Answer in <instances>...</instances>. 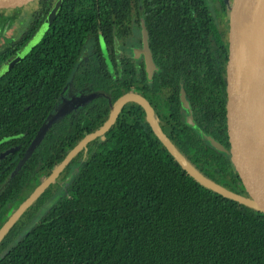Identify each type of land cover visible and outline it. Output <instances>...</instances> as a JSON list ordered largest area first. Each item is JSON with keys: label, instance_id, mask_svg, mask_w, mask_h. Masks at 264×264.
I'll return each instance as SVG.
<instances>
[{"label": "trees", "instance_id": "trees-1", "mask_svg": "<svg viewBox=\"0 0 264 264\" xmlns=\"http://www.w3.org/2000/svg\"><path fill=\"white\" fill-rule=\"evenodd\" d=\"M217 1L224 5L225 23L222 36L215 30L210 49L218 54L225 86L230 16L227 0ZM207 4L63 0L42 39L23 57L49 9L32 15L19 39L0 48V67L18 59L0 76V140L20 135L0 145V154L17 147L0 158V229L68 153L104 125L112 104L137 91L135 63H128L129 75L121 72L125 63L117 68L112 61L115 74L108 70L99 52L100 31L113 43L124 29L112 24L127 22L131 6ZM150 32L165 71L175 62L195 64L163 58L172 55L177 40L164 29L159 38ZM67 87L72 97L86 99L60 111ZM0 264H264V214L203 185L166 149L143 140L137 103L129 101L110 129L80 150L8 229L0 242Z\"/></svg>", "mask_w": 264, "mask_h": 264}, {"label": "flooded vegetation", "instance_id": "flooded-vegetation-1", "mask_svg": "<svg viewBox=\"0 0 264 264\" xmlns=\"http://www.w3.org/2000/svg\"><path fill=\"white\" fill-rule=\"evenodd\" d=\"M206 1L208 4L200 7L154 5L128 7L126 13L130 12V15L127 16V22L112 24V26L117 25L124 29L123 33L114 34L113 43L100 31L99 52L106 61L101 42L103 39L111 60L117 63V68H119V63H125L124 68H121L122 74L125 75L131 73L128 63H135L139 71L136 93L141 100L136 103L143 140L148 139L153 144L166 149L176 159L174 153L161 137L167 138L182 158L197 172L234 193L244 195L226 150L224 131L225 86L222 84L223 81L221 83V72L217 70L218 54L210 49L214 43L215 30L220 36L223 35L225 8L217 0ZM230 1H226L227 13ZM62 2L63 0H56L52 5L45 8L49 9L47 18L53 9H56L55 13L57 12ZM165 10L170 12L168 18L166 15L160 14L161 11ZM149 11H153V13ZM34 14L28 15L31 21L27 28L32 24L34 17L32 15ZM15 19L0 18V21L10 22ZM164 19L169 20L167 24L162 25L161 20L164 21ZM151 25L152 29L149 27ZM161 25L164 28H160ZM145 27L148 31L153 61L158 67L153 71L151 79L148 77L146 67ZM162 29L169 32L168 38L177 40V47L172 55L165 54L163 58H172L174 61L194 59L195 64L192 65L189 61H185V63L175 62L170 71L164 70L159 62L162 57H159V54L155 53L151 46L150 32L152 30L159 38L160 32L158 30ZM15 31V35L8 43H15L19 39V35L22 34L18 29ZM110 34L108 32V37ZM4 45L0 43V48ZM85 51H88V47L85 48ZM15 58L10 61L15 60ZM205 59L206 61L203 62ZM108 70L110 71L109 67ZM110 72L112 73V71ZM145 79L154 83L147 85ZM67 90L68 87L65 91L66 98L70 99L72 96ZM73 108L74 106H70L66 110ZM204 157L208 159H204ZM226 159L229 162V168H227ZM223 165L227 168L226 172L222 168ZM231 171L238 184L233 181L230 175ZM200 182L208 186L204 182ZM11 209L14 210L15 205ZM41 210L38 211L34 221L38 219Z\"/></svg>", "mask_w": 264, "mask_h": 264}, {"label": "water", "instance_id": "water-1", "mask_svg": "<svg viewBox=\"0 0 264 264\" xmlns=\"http://www.w3.org/2000/svg\"><path fill=\"white\" fill-rule=\"evenodd\" d=\"M56 0H0V18H21L52 5ZM56 9H53L22 53V57L42 39ZM144 26L145 23L143 22ZM229 50L225 65L224 131L226 150L233 172L244 195L234 193L193 169L167 138L166 145L182 166L195 178L217 192L252 206L264 214V0H238L230 16ZM103 52L110 71L115 74L104 40ZM144 49L147 54L146 67L149 79L158 69L151 54L148 31L144 28ZM119 67L121 64L119 63ZM136 92H127L113 104L104 125L86 135L64 158V160L34 189L26 200L13 212L0 229V242L8 229L25 210L57 179L71 159L87 144L103 135L117 120L122 108L129 101H140ZM148 110H151L146 103ZM20 135L0 140V145ZM17 147L1 152L0 158L15 152Z\"/></svg>", "mask_w": 264, "mask_h": 264}, {"label": "rangeland", "instance_id": "rangeland-1", "mask_svg": "<svg viewBox=\"0 0 264 264\" xmlns=\"http://www.w3.org/2000/svg\"><path fill=\"white\" fill-rule=\"evenodd\" d=\"M238 0H232L229 2L228 6V13L231 16L232 11L237 4ZM31 21V18L29 16L21 17V18H16L15 20L12 21H0V43L6 44L10 41V39L13 38L15 35V30L18 29L19 32H23L27 29L29 23ZM15 28V30H14ZM18 59L16 58L13 61H8L4 65L0 67V76H2L5 72H7L12 65H14ZM76 97H72L70 99H67L66 96L64 95L59 104H58V109L60 111H63L64 109L70 107V106H75L76 104H79L80 102L84 101L86 99L85 95L78 96L75 100L72 101ZM63 191V188H62ZM60 192V191H59ZM55 199V197H54ZM54 200H50L40 211L39 216H41L52 204Z\"/></svg>", "mask_w": 264, "mask_h": 264}]
</instances>
